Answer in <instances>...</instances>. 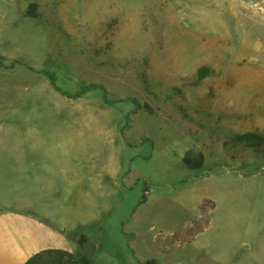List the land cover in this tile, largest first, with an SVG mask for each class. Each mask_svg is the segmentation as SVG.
<instances>
[{
	"label": "rangeland",
	"instance_id": "rangeland-1",
	"mask_svg": "<svg viewBox=\"0 0 264 264\" xmlns=\"http://www.w3.org/2000/svg\"><path fill=\"white\" fill-rule=\"evenodd\" d=\"M32 2L37 18L25 16ZM1 5L11 44L0 52L20 57L22 97L0 109V199L46 196L104 259H123L121 225L150 257L154 235L194 222V240L180 244L193 246L186 263L264 264V154L234 140L264 133V0ZM201 157V167L184 161ZM16 166H34L45 188H11Z\"/></svg>",
	"mask_w": 264,
	"mask_h": 264
},
{
	"label": "crops",
	"instance_id": "crops-1",
	"mask_svg": "<svg viewBox=\"0 0 264 264\" xmlns=\"http://www.w3.org/2000/svg\"><path fill=\"white\" fill-rule=\"evenodd\" d=\"M14 7H18V19L22 23L24 7L15 1ZM7 9L8 5L0 6V47L11 44L10 41H5L4 34H1ZM12 51L8 54L0 52V60L4 62V65H0V109L17 108L15 105L19 101L14 99L22 97L21 93L18 94V88L20 91L22 88V64L16 49ZM9 98L13 100L7 103ZM20 151L22 152L20 156L24 158L31 149ZM32 167L18 166L16 171L19 174L15 178L17 185L11 188L34 191L43 188L44 185L40 187L38 182L35 167ZM61 204L65 205L64 202ZM0 206L4 207L0 210V264H82L80 250L91 255L97 264H188L185 260L194 255L193 246L190 244L189 247L179 245L169 252H160L156 249V255L150 257L138 256L136 248L133 247L137 234L126 232L121 225V233L126 236L124 243L126 252L122 256L123 259L114 253L104 259L102 258L104 250L94 240L87 237L88 242L82 247L78 240L70 236L71 229L82 233L83 231L78 230L77 225L67 222L60 213H54L51 201L47 200L46 196L19 194L13 199H0ZM181 248H185L184 252L179 259H174L173 256Z\"/></svg>",
	"mask_w": 264,
	"mask_h": 264
},
{
	"label": "trees",
	"instance_id": "trees-1",
	"mask_svg": "<svg viewBox=\"0 0 264 264\" xmlns=\"http://www.w3.org/2000/svg\"><path fill=\"white\" fill-rule=\"evenodd\" d=\"M40 15H41V13H40V9L38 7V4L34 3V2L30 3L27 11L25 12V16L37 18ZM0 65H4V62L2 60H0ZM209 71L210 70L208 67H206V66L201 67L198 71L199 78H204L206 75H208ZM45 73L50 77L52 82L55 84L57 81V77H56L55 73L49 72V71H45ZM90 87L102 88L104 91V94H105V98H107V90L104 86L92 85ZM56 89L61 91V88L58 87L57 85H56ZM64 94L69 95L66 92H64ZM79 95H80V92L75 94V97H77ZM69 97H73V96L69 95ZM135 104L137 106H140V104L138 102H135ZM134 113H137V112L135 111ZM234 140L238 141V142L246 143L248 146L254 148L258 153L264 154V133L246 132V133L236 135L234 137ZM184 161L188 166H190V168L201 167L203 164V158L202 157L200 158V160L196 164H192L188 158H186ZM145 202H147V194L146 193H144L143 199L141 200L140 203H145ZM195 225L196 224L194 222H192V223L188 224L185 228H183L180 232H177V233H174L171 235L158 234L155 238V243L158 246V248H160L159 251L160 252L170 251L171 249L182 244L183 241H181V239L183 237H186V236L189 238L185 242L189 243L192 240H194L195 235L199 231V230H196ZM87 242H88V238H86L85 236L81 237L80 246L84 247ZM79 257H80V261L82 262V264H97V263H95L94 260H92L89 257V254L87 252H83L80 250Z\"/></svg>",
	"mask_w": 264,
	"mask_h": 264
}]
</instances>
